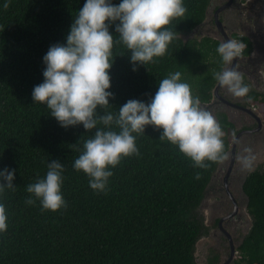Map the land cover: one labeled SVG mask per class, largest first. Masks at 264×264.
<instances>
[{"label":"trees","instance_id":"trees-1","mask_svg":"<svg viewBox=\"0 0 264 264\" xmlns=\"http://www.w3.org/2000/svg\"><path fill=\"white\" fill-rule=\"evenodd\" d=\"M85 2L0 0V171L15 169L14 190L0 195L8 217L7 230L0 232V264H197V244L208 234L199 211L221 162L205 160L207 167H197L177 145L159 139L162 129L149 125L145 133H133L139 155L109 166L113 175L106 189L96 191L90 177L73 167L96 129L61 127L46 104L33 101L34 87L44 82L43 57L51 46L66 45ZM110 2L119 5L122 0ZM212 4L183 0L187 11L167 26L175 38L163 56L145 65L131 62V51L115 42L119 34L110 24L114 45L108 91L113 96L106 110L98 107L97 115H116L129 100L150 103L159 82L177 71L202 108L210 103L218 83L213 74L223 66L220 41L207 35L199 40L195 34ZM249 95L264 104V94ZM221 117L228 154L232 142L227 127L235 132L236 127ZM52 160L64 166L61 195L66 207L55 212L44 210L26 191L46 176ZM243 193L252 221L248 234L237 240L239 258L232 264H264V162L250 173ZM29 198L35 203L27 204ZM219 262L216 255L209 264Z\"/></svg>","mask_w":264,"mask_h":264},{"label":"clouds","instance_id":"clouds-1","mask_svg":"<svg viewBox=\"0 0 264 264\" xmlns=\"http://www.w3.org/2000/svg\"><path fill=\"white\" fill-rule=\"evenodd\" d=\"M259 1L264 6V0ZM212 3L207 11L208 17L203 27L198 29V32L202 34L211 17L209 12L218 7L214 0ZM3 7L7 9L9 3L5 2ZM186 11L183 0H122L119 5H113L110 0H86L74 18L66 38V45L51 46L43 57L46 64L43 72L44 82L34 87L33 101L46 104L50 109V115L60 123L61 127L68 128L82 124L86 131L96 129L94 136L84 141L83 151L73 164L74 169L82 170L90 177L89 185L93 190L102 192L106 189L109 177L113 175L108 170L109 166L113 168L117 166L122 157L139 155L133 133H145V126L151 125L156 129H162L159 139L177 145L185 156L191 158L195 165L201 168L207 167L205 160L223 162L228 159L222 140L224 133L219 125L221 115L227 116V122L236 127V132L229 130L231 139L238 133V136H235L237 138L233 151L236 150L239 137L250 133L245 129H250L248 125L251 126L253 120L257 119L264 126V121L259 116L262 115L260 100L255 101L250 97L249 94L252 91L248 93L249 87L243 82V74L235 68L238 57L244 52L249 53L248 48L252 50L250 43L247 44L243 40L248 39L243 30L240 32L241 36H235L234 39L227 41L221 40L217 52L223 66L213 75L218 82L216 86L219 84L234 97H244L246 106L228 101L234 108L231 110L232 113L213 111V116L206 109L212 107L213 101L218 99L219 95L216 97L213 93L212 101L202 108L200 99L193 97L190 85L181 82V73L177 71L170 73L167 78L159 82L158 90L150 103L129 100L119 108L116 115L108 111L97 115L98 107L106 110L110 105L109 98L113 96L108 91L111 87L109 69L112 67L110 57L114 45V37L109 32L110 24H115V31L119 34V40L115 42H122L131 51V62L134 65H145L152 62L154 57H160L166 53L168 45L176 35L167 26L174 19L182 17ZM117 21L119 23H116ZM262 75L264 77V72ZM255 92L260 93L257 90ZM232 115L244 122L243 128H237L231 120ZM98 125L103 127L98 128ZM113 126L119 131L113 130ZM243 152L249 153V149L245 148ZM253 159L251 155L242 154L239 157L242 169H250ZM47 167L46 176L27 185L26 191L40 201L44 210L55 212L61 207H66V202L61 195L64 166L60 161L52 160ZM217 171L218 167L214 175ZM14 177L15 169L5 168L0 171V195L6 189L14 190ZM211 189L218 199L215 193L217 186H211ZM227 191L233 209L227 205L224 210L218 199V204L222 207L221 214L226 213V215L222 218H214L212 222L213 226L217 227L216 236H221L227 246L229 245V259L232 247L229 239L232 240L235 254L228 263L232 264L239 258L237 251L239 244L236 245L235 242L238 243V241L234 239L230 229L239 227L237 221L241 220L238 217L241 213H245L246 218L249 219L247 232L245 234L240 232L237 236V239L243 238L249 232L252 218L247 207L246 211L239 212L246 202L237 203L230 190L227 189ZM26 203L31 205L35 203V200L29 198ZM202 208L199 211V217L203 220ZM7 219L5 205L0 203V232L7 230ZM230 220L231 228L225 229L226 222ZM218 227L224 232L223 235Z\"/></svg>","mask_w":264,"mask_h":264},{"label":"flooded vegetation","instance_id":"flooded-vegetation-1","mask_svg":"<svg viewBox=\"0 0 264 264\" xmlns=\"http://www.w3.org/2000/svg\"><path fill=\"white\" fill-rule=\"evenodd\" d=\"M214 3L218 5V7L209 12L211 13V17L203 33L213 39L225 40L223 36L224 31L230 36V39H234L235 36H241L240 32L243 30L244 35L248 37L247 40L252 50L249 53L244 52L242 56L238 57L239 59L237 60L235 68L243 74V82L247 86L252 85L257 91L262 92L261 89H264V77L262 75V72H264V6L260 4L261 2L259 0H214ZM217 15H219V18L224 24L222 31L218 28L216 23ZM218 95L219 98L213 101L212 107L206 109L212 115L214 112H227L231 114V110H234V108L228 101L232 104L247 105L244 97H234L229 94L225 88L220 87ZM231 120H233L238 129L243 128L244 122L241 119L235 118V115H232ZM248 126L250 129L245 130L247 132L250 131L251 134L246 133L239 137L236 150L233 153L237 138L235 136H238V133L234 135L233 142L228 152V159L219 164L218 171L212 179L211 186H217L215 193L218 195L217 197L224 210L227 205L231 206L230 204H232L227 189L233 194L237 203L240 201L246 202L242 191L244 181L257 166L262 164L258 163L255 166L252 163L250 169H242L241 167L239 157L242 154L249 155L251 153H258L260 156L261 149L260 151H256V149L257 146H259L258 143L264 141V126L262 123L258 122L256 119L252 121L251 126ZM245 148L249 149V153L243 152ZM262 156V158H264V153ZM227 178L228 180L226 181ZM231 224V220L226 222L225 229L231 228ZM218 229L223 235L224 232L220 227H218Z\"/></svg>","mask_w":264,"mask_h":264},{"label":"rangeland","instance_id":"rangeland-1","mask_svg":"<svg viewBox=\"0 0 264 264\" xmlns=\"http://www.w3.org/2000/svg\"><path fill=\"white\" fill-rule=\"evenodd\" d=\"M249 1V0H248ZM263 19V18H262ZM206 35V34H202V32H196L195 36L197 39L201 40L202 37ZM249 87V92L251 91H256L257 89H255L252 85L248 86ZM262 92L264 94V89L262 90ZM260 104V103H259ZM261 106H262V111L261 114L259 115L263 121H264V104L261 102ZM226 126V125H224ZM228 130H232L231 127H228ZM231 142H233V138L231 139ZM259 146H257L256 151H260L263 152L264 150V141L258 143ZM264 153V152H263ZM261 156L258 155V153H251L249 155H251L252 157H254L252 163L253 165H257L258 163L264 162V159L262 158V154ZM247 204V203H246ZM246 204L241 207L239 209L240 211H246ZM201 212L203 213V217L204 219L202 220L203 223L205 224L204 227L206 228V231H208L207 235H203L202 239L198 242L197 247H196V260L198 262V264H208V261L212 258H214L216 255H218L220 257V261L221 264H224L227 262V260L229 259L230 256V248L229 245L227 246V243L223 240V238L221 236H216V230L217 227L213 226V220L214 218L217 217H224V215H226V213H222V207L218 204V199L216 198V196L214 195L213 191H209L207 193V197L204 200V205L203 208L201 210ZM238 219H240L241 221H237V225H239V227L236 228H231L230 232L234 234V239H237V236L240 232L242 233H246L247 232V224L249 222V219L246 218V214H240ZM237 245V242H235ZM237 258V256L235 257V259Z\"/></svg>","mask_w":264,"mask_h":264},{"label":"water","instance_id":"water-1","mask_svg":"<svg viewBox=\"0 0 264 264\" xmlns=\"http://www.w3.org/2000/svg\"><path fill=\"white\" fill-rule=\"evenodd\" d=\"M208 17V16H207ZM216 23H217V26H218V28L222 31L223 30V27H224V24L222 23V21H221V19L219 18V15H217V19H216ZM205 31V30H204ZM223 36H224V38H225V41H227V40H231L230 39V36H228L227 34H226V32L224 31L223 32ZM220 40V39H219ZM220 42H221V40H220ZM220 85L218 84L217 86H216V88H215V90H214V95L217 97L218 96V91H219V89H220ZM235 152V150L233 151V153ZM221 224V223H220ZM229 238H230V236L229 235H227ZM230 240V243H231V257H230V259H229V261L227 262V264L228 263H230L231 262V260L234 258V254H235V248H234V246H233V243H232V240L231 239H229Z\"/></svg>","mask_w":264,"mask_h":264}]
</instances>
